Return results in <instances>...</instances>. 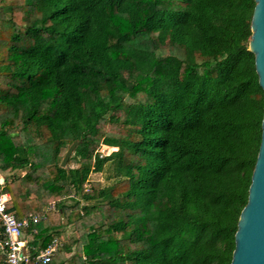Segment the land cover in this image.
<instances>
[{
	"label": "trees",
	"instance_id": "trees-1",
	"mask_svg": "<svg viewBox=\"0 0 264 264\" xmlns=\"http://www.w3.org/2000/svg\"><path fill=\"white\" fill-rule=\"evenodd\" d=\"M253 9L0 0L1 192L39 216L29 247L73 226L49 264H230L261 139Z\"/></svg>",
	"mask_w": 264,
	"mask_h": 264
},
{
	"label": "water",
	"instance_id": "water-1",
	"mask_svg": "<svg viewBox=\"0 0 264 264\" xmlns=\"http://www.w3.org/2000/svg\"><path fill=\"white\" fill-rule=\"evenodd\" d=\"M253 1L248 51L254 56L255 72L264 96V0ZM77 145V141L69 145L60 167H66ZM230 264H264V104L259 150L251 174L247 203L237 221Z\"/></svg>",
	"mask_w": 264,
	"mask_h": 264
},
{
	"label": "built area",
	"instance_id": "built-area-1",
	"mask_svg": "<svg viewBox=\"0 0 264 264\" xmlns=\"http://www.w3.org/2000/svg\"><path fill=\"white\" fill-rule=\"evenodd\" d=\"M2 182H0V187ZM74 195L64 196L61 202L73 198ZM11 199L0 188V253L5 264H49L62 247L59 238L53 237L45 246L39 249L29 247L24 237L23 230L33 224H37L39 216L29 214L27 217L17 219L10 211ZM57 203L52 202L46 210H56Z\"/></svg>",
	"mask_w": 264,
	"mask_h": 264
},
{
	"label": "rangeland",
	"instance_id": "rangeland-1",
	"mask_svg": "<svg viewBox=\"0 0 264 264\" xmlns=\"http://www.w3.org/2000/svg\"><path fill=\"white\" fill-rule=\"evenodd\" d=\"M116 151V150H114ZM113 152V151H112ZM99 153H101L102 155H108V150L106 151H103L102 148H100L99 150ZM111 153V152H110ZM113 163L112 162H109L107 163L105 166H104V169H103V172L102 173H92L89 177L90 181H94V182H98L100 183V185H103V186H106V185H109L110 183H112L113 179V174H114V168H113ZM16 173H20L19 171L16 172ZM23 173V172H22ZM21 173V174H22ZM112 179V180H111ZM1 188V187H0ZM70 199H67L65 201H63V203H66V204H69ZM66 233V234H64ZM75 235V231H74V228L73 226H70V227H65V229L63 230V234L60 235V236H57L60 238V241L61 243L63 244L64 241L67 239V236L68 235ZM62 247H60L61 249ZM60 249L58 251H60ZM75 253V249L70 253V254H64L62 257L64 260L68 261L69 259H71L73 257ZM56 256H54L55 258ZM62 257L61 258H58V262L62 260ZM65 264V263H64ZM78 264V263H76Z\"/></svg>",
	"mask_w": 264,
	"mask_h": 264
},
{
	"label": "crops",
	"instance_id": "crops-1",
	"mask_svg": "<svg viewBox=\"0 0 264 264\" xmlns=\"http://www.w3.org/2000/svg\"><path fill=\"white\" fill-rule=\"evenodd\" d=\"M8 175H10V172H8V171H4V172L3 171H0V182L3 183L4 179L7 178ZM1 179H3V181ZM23 232H24V237L26 238V240L28 241V243H30L31 241H33V238H34V234L33 233H35V231H33V233H30L29 232V228H26V229L23 230ZM57 238H59V237H57ZM51 240H52V238H51Z\"/></svg>",
	"mask_w": 264,
	"mask_h": 264
},
{
	"label": "bare ground",
	"instance_id": "bare-ground-1",
	"mask_svg": "<svg viewBox=\"0 0 264 264\" xmlns=\"http://www.w3.org/2000/svg\"><path fill=\"white\" fill-rule=\"evenodd\" d=\"M101 148H102L103 151L108 150V154H110V152H111V148L110 147L102 146Z\"/></svg>",
	"mask_w": 264,
	"mask_h": 264
}]
</instances>
